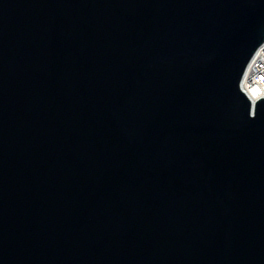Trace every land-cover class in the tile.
Returning a JSON list of instances; mask_svg holds the SVG:
<instances>
[{"label":"water","instance_id":"1","mask_svg":"<svg viewBox=\"0 0 264 264\" xmlns=\"http://www.w3.org/2000/svg\"><path fill=\"white\" fill-rule=\"evenodd\" d=\"M264 0H0V264H264Z\"/></svg>","mask_w":264,"mask_h":264},{"label":"built area","instance_id":"2","mask_svg":"<svg viewBox=\"0 0 264 264\" xmlns=\"http://www.w3.org/2000/svg\"><path fill=\"white\" fill-rule=\"evenodd\" d=\"M263 47L264 43L261 45L260 50ZM263 61L264 54L252 57L240 82V88L250 100L252 109L256 101L264 98V69L261 68ZM252 91H256V93L253 95ZM252 97H255V99Z\"/></svg>","mask_w":264,"mask_h":264},{"label":"bare ground","instance_id":"3","mask_svg":"<svg viewBox=\"0 0 264 264\" xmlns=\"http://www.w3.org/2000/svg\"><path fill=\"white\" fill-rule=\"evenodd\" d=\"M261 47V46H260ZM260 47L258 48V50L256 51V53L253 55V57H255V56H260V55H262V54H264V47L260 50ZM261 68H263L264 69V61L261 63ZM241 89V88H240ZM242 91V90H241ZM243 93H245L244 91H242ZM253 95L256 93V91H252L251 92ZM248 98V97H247ZM252 98H254L255 99V97H252ZM258 99V98H257Z\"/></svg>","mask_w":264,"mask_h":264}]
</instances>
